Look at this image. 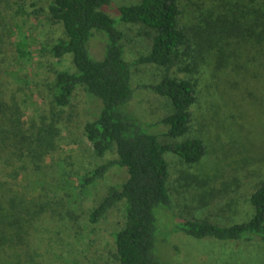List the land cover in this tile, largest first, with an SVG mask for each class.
I'll return each instance as SVG.
<instances>
[{"label":"trees","instance_id":"trees-1","mask_svg":"<svg viewBox=\"0 0 264 264\" xmlns=\"http://www.w3.org/2000/svg\"><path fill=\"white\" fill-rule=\"evenodd\" d=\"M38 1H45V6H39ZM212 1L215 10L196 28L180 23L179 0H140L119 6L120 20L126 25L137 24L138 34L149 39L147 50L131 57L125 50L124 27L117 28L107 12L110 0H22L23 4L15 0L11 14L17 23L30 13L45 12L51 23L62 26L63 36L36 45L40 67L46 52L58 65L69 56L74 66L73 70H54L52 84L46 82V89L36 91L26 71L31 61L29 34L20 31L21 24L15 23L14 30L0 26V158L29 159L39 167L55 149L60 129L67 123L65 109L72 111L68 116L79 115L81 105L75 109L72 106L78 88L96 98L97 113L81 125L97 161L80 174L76 184L69 178L63 183L75 199L76 194L71 193L74 190L83 192L106 177L112 167L124 169L125 179L108 185L88 212L89 222L95 224L113 208L122 209L120 227L110 231L117 264H175L162 262L154 253V210L164 207L162 215L164 210L174 209L165 152L176 154L187 163H197L206 151L200 138L181 139L189 129V108L197 97L203 62L211 60L216 70L227 69L234 77L249 65L264 66V0ZM94 29L107 35L105 54L100 59L91 56L87 45ZM146 65L161 67L162 71L155 80L143 75L147 80L138 82L143 78L138 69ZM135 90L168 98L171 110L159 119L141 122L128 105ZM34 93L38 103L31 101ZM160 123L168 126L161 134L167 139L163 143L149 131L150 126ZM16 187L0 179V249L16 244L26 247L31 241L33 222L40 219L41 213L53 211L48 208L49 202L26 196ZM230 194H223L222 199ZM210 195L211 201L218 197L215 192ZM247 198L254 212L246 221L223 226L205 218H180L172 230L220 240L250 241L253 235H259L264 243V183L251 188ZM205 199L208 198L200 196L198 202L205 203ZM4 253L7 262L19 264L14 256Z\"/></svg>","mask_w":264,"mask_h":264},{"label":"rangeland","instance_id":"rangeland-1","mask_svg":"<svg viewBox=\"0 0 264 264\" xmlns=\"http://www.w3.org/2000/svg\"><path fill=\"white\" fill-rule=\"evenodd\" d=\"M16 1L23 4L22 0ZM139 1L110 0L107 7L117 28L123 30L124 27L125 50L131 57L145 52L149 39L138 34L137 24L126 25L120 20L117 8ZM44 2L38 1V5L45 6ZM179 5L182 10L180 23L187 28L204 23L215 10L212 0H179ZM15 7V0H0V26L14 30L15 23L21 24L20 31L29 34L28 78L35 91L46 89V82L52 84L54 70L74 69L69 56L58 65L47 52L42 56L44 64L40 67L36 45L40 41L51 43L63 36L62 26L51 23L45 12L30 13L24 21L17 23L11 14ZM23 7L27 9L25 5ZM226 14L233 20L228 10ZM94 30L87 45L91 56L100 59L105 54L107 35L104 31ZM213 66L211 60H206L199 70L197 97L189 108V129L181 138H200L205 145V154L197 163H187L171 152L164 154L169 166L168 185L174 209L164 210L162 215L161 208L164 207L157 206L154 210L157 224L154 253L162 262L175 264H264V243L259 235H253L250 241L220 240L196 238L172 230L180 218H205L223 226L248 220L254 212L247 198L248 191L264 183V66L249 65L237 77L229 74L227 69L216 70ZM161 71V67L146 65L138 69V75L152 76L155 80ZM145 76L137 81H146ZM38 99L34 93L31 101L38 103ZM78 105H81L79 115L68 116L72 111L65 109L67 123L60 129L55 149L39 163V167L29 159L0 158V179L17 186L26 196L33 195L38 201L49 202L48 208L53 209L41 213L40 219L33 222L28 247L16 244L0 249V264L12 263L6 261L4 251L14 256L19 264H117L110 231L120 227L122 209L113 208L95 224L89 222L88 212L105 194L108 185L125 179L124 169L112 167L106 177L98 179L83 192L74 190L71 193L76 194L75 199L64 188L63 179L69 178L76 184L80 174L97 161L81 123L97 113L98 100L78 88L72 99L73 109ZM128 105L143 123L159 119L171 110L168 98L144 90H137ZM167 129L164 123L149 127L162 143L167 139L161 134ZM193 178L200 181L199 184ZM210 192L217 193L218 197L213 201ZM228 193H231L229 198L223 200L222 195ZM200 196L208 198L205 203L198 202Z\"/></svg>","mask_w":264,"mask_h":264}]
</instances>
